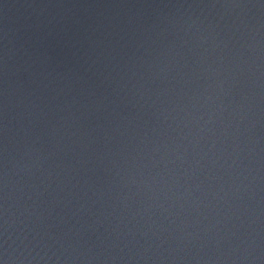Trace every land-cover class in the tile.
I'll return each instance as SVG.
<instances>
[{"label":"water","instance_id":"water-1","mask_svg":"<svg viewBox=\"0 0 264 264\" xmlns=\"http://www.w3.org/2000/svg\"><path fill=\"white\" fill-rule=\"evenodd\" d=\"M0 264H264V0H0Z\"/></svg>","mask_w":264,"mask_h":264}]
</instances>
